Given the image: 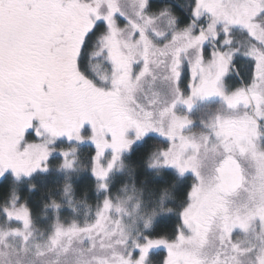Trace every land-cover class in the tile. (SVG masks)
Wrapping results in <instances>:
<instances>
[{"label":"snow or ice","instance_id":"obj_1","mask_svg":"<svg viewBox=\"0 0 264 264\" xmlns=\"http://www.w3.org/2000/svg\"><path fill=\"white\" fill-rule=\"evenodd\" d=\"M148 7V0H0V176L47 170V145L61 138L83 143L87 125L95 148L89 171L106 190L105 179L134 142L125 133L134 129L138 140L155 132L169 144L153 153L149 167L195 176L176 235L145 236L129 247L122 228L109 227L112 206L105 199L91 225H55L48 250L74 255L73 245L86 239L91 249L110 251L96 264H147L149 252L160 246L166 250L162 264H264V150L257 143L264 134V0H191L189 24L181 29L168 8L150 13ZM232 28L247 33L245 49L230 47ZM217 40L206 54L205 46ZM90 53L105 59L109 75L103 83L88 73ZM238 54L251 68L247 83L229 91L225 78ZM185 65L190 78L182 83ZM148 93L152 99L144 105L140 98ZM212 97L220 98L226 114L205 125L209 131L198 138L182 135L192 121L174 114L175 105L190 110L194 100ZM29 134L35 140L25 143ZM42 135L49 137L46 143H39ZM106 150L112 156L103 166ZM60 154V168L73 169L75 158ZM18 200L13 194L0 212L6 224L19 222L23 231L0 232V242L9 235L29 238L31 212ZM237 228L245 236L251 231V240L234 243Z\"/></svg>","mask_w":264,"mask_h":264},{"label":"trees","instance_id":"obj_2","mask_svg":"<svg viewBox=\"0 0 264 264\" xmlns=\"http://www.w3.org/2000/svg\"><path fill=\"white\" fill-rule=\"evenodd\" d=\"M149 3L175 13L179 27L189 24L191 0H151ZM239 63L234 62L233 87L247 83L248 75ZM162 147L158 137L148 134L141 144L134 145L127 155L120 157V165L105 179L106 190L97 187L99 181L89 171L90 157L95 149H87L88 157L75 154L71 170L60 168L63 157L52 153L46 162L47 170H37L22 178L7 174L0 179V209L10 207L9 200L13 194L19 197L18 203L24 202L30 209L34 236L39 242L48 239L57 222L64 227L70 226L79 211L88 221L91 208L98 210L108 199L114 209L120 203L132 206L135 211L131 213L137 218L139 235L171 240L180 224L179 213L188 203L193 178L181 177L174 169L149 167L153 153ZM124 210L126 212V208ZM149 215H154V222L150 229L143 230L140 225ZM5 224V217L0 212V225ZM6 225L16 227L17 223L11 221ZM148 256L147 264H162L166 251L153 249Z\"/></svg>","mask_w":264,"mask_h":264},{"label":"rangeland","instance_id":"obj_3","mask_svg":"<svg viewBox=\"0 0 264 264\" xmlns=\"http://www.w3.org/2000/svg\"><path fill=\"white\" fill-rule=\"evenodd\" d=\"M149 1H151V0H148V4H149V7L147 9L148 12L155 13L161 9V7H158L155 4L151 5L149 3ZM171 13L176 17L175 13H173L172 11H171ZM189 17H190V15H189ZM117 20L121 26H123L126 23V21L124 20L123 17L118 16ZM199 23L203 24L204 23L203 19ZM175 26L177 29L184 28V27L178 26L177 19L175 21ZM223 38H224L223 34H221V40ZM228 39L231 40V45H230L231 48H239L241 50L245 49L248 45V42H249L248 37H247V33L241 31L239 28L230 29ZM158 43L162 44L163 40L158 41ZM219 44H220V40L210 41L205 46V53L207 54L208 52L212 51L213 47L214 46L218 47ZM235 61L240 62L239 65H241V67H243V70L244 69L246 70V73L248 75L252 62L250 60L246 59L245 57H243L242 55H239V54L234 57L233 63ZM86 67H87L88 73L93 78L96 79L97 83H103L109 75L108 67L106 65L104 57H102V56L95 57V56H92L90 53V58L88 59V62H86ZM189 78H190V76H189L188 71H187V66L185 65L183 73H182V83L186 82ZM234 82H235V77H234V73L232 71V73L225 78V86L227 88L226 90L230 91L232 88L239 86V85H237V86L233 87ZM183 94L187 95L188 89L185 88ZM147 95H148L147 99H145L143 96L140 98V102L144 105H147L149 103V101L152 99L151 93H148ZM173 112H174V114L179 115V116H186L189 120L192 121L191 124L187 125L184 129H182V135L191 136L193 138H198L200 136V134H206L209 131V129H207L205 127V125L210 123L217 115L223 116L226 114L225 107H224L222 101L220 100V98H218V97H212V98H208V99H204V100L196 99V100H194L192 108L190 110L187 109L185 105L177 103L175 105V107L173 108ZM259 124L261 125V132L264 133V121H259ZM81 134L85 135L83 143H77L76 141L68 142L67 140L61 138V139L55 140L54 143L48 144L47 147L51 150V154L53 153L57 156H60V158H62V156L60 154L61 152H69L70 153L69 158H73V157L76 158V155L78 153L82 156L86 155L88 157L87 149H91V150L95 149L94 145L92 143L88 142V139H87V135L91 134L90 128L87 125H85V128H84V130H82ZM148 134H153L156 137H158V140L160 139V141L163 144L162 149H166L168 147V144H169L168 140L161 137L160 135H158L155 132H148L141 139L137 140V139H134L135 138V130L129 129L125 133V136L127 139H132L134 142L132 143V145L130 146L128 151H124L120 154V157L127 155V153H129L132 150L134 145L141 144L144 141L145 137L148 136ZM48 139H49V137L47 135H42L40 137L39 143H46L48 141ZM33 140H35V137L33 135L29 134L25 143H31V142H33ZM257 143H258L259 148L261 150H264V134H262L259 137ZM72 149L76 150L75 153H72ZM111 156H112L111 150H106L104 157L101 160V164L103 166H106L108 161L111 159ZM60 162L62 163L61 159H60ZM120 163H121V159L119 158V160L115 162L112 170H114L117 166H119ZM158 167L170 169V170L174 169L181 177H183V176L192 177L193 178V184L195 182V176L191 171H186L185 173H183L181 175L177 171V169H175L174 167H167V166H158ZM7 174H11V172H7L3 176H0V179H2ZM22 177H26V176L21 175L19 178H22ZM104 183H105V181H104ZM110 204L112 206V203H110ZM118 207L120 208L119 212L116 211L117 207H115V209H114V206H112L106 214L107 215V222L109 223V227L112 228V227L119 226L120 228H122L123 232L126 234V236L128 238L127 243H128L129 247L131 246V242L134 239H136L141 244L144 243V236H141V233H140V235L138 233V231H140V230L138 229L137 218L135 216H133L134 214L131 213V211H135V210L132 208L131 205H128L126 203H124V205L120 203ZM102 208H103V204L101 205V207L98 210L91 208V211H90L91 217L88 218V221L85 220L83 212L79 211V213L75 215L76 217L73 219V221H75L76 222L75 224H77V226H79V227L91 225L92 223L95 222V220L97 218V213L100 212L102 210ZM125 208H126V212L124 210ZM15 223H17V226H16L17 228L21 227L19 222L15 221ZM66 227H68V226H66ZM137 233L139 236L137 235ZM185 235H188L187 230H185ZM251 238H252V232L251 231L247 234V236H245V234L242 233L238 228L234 229L233 232L231 233V239L234 243H236L237 241H244L245 239L251 240ZM97 239H99V237H97ZM116 239H117V237L114 236V237H112V241H110V242H114ZM87 242L85 243V246H87ZM106 242H109V241H106ZM88 245H89V242H88ZM97 249H99L98 245H97L96 249H93L94 254H95V251ZM154 249L165 250L163 246H160V247H157ZM117 250L123 251V249L119 245H117ZM151 251H153V249ZM124 254L126 255L127 253L125 252ZM138 254H139L138 252H133V258L138 256ZM49 255L54 256L55 253H51ZM66 258L70 259L71 255L66 256Z\"/></svg>","mask_w":264,"mask_h":264},{"label":"clouds","instance_id":"obj_4","mask_svg":"<svg viewBox=\"0 0 264 264\" xmlns=\"http://www.w3.org/2000/svg\"><path fill=\"white\" fill-rule=\"evenodd\" d=\"M153 222L154 215H149L142 221L140 227L143 230L150 229ZM72 223L76 222L73 221ZM57 224L61 225L59 222L55 225ZM10 228L6 224L0 225V232L8 231ZM19 228L23 231L22 226ZM28 233L30 235L26 242L21 237L13 238L11 235L0 242V264H96V257L106 259L110 255V251L103 248L97 249L94 254L93 249L89 247L87 240L84 239L81 243L73 245L78 251L71 255L69 259L64 255H57L55 252L48 250L49 237L39 242L36 240L32 220L26 234ZM86 242L87 246H85ZM51 253H55V255H49Z\"/></svg>","mask_w":264,"mask_h":264}]
</instances>
